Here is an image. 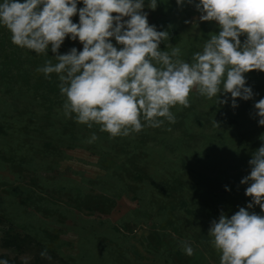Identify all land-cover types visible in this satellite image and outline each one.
<instances>
[{
    "label": "rangeland",
    "instance_id": "374dc122",
    "mask_svg": "<svg viewBox=\"0 0 264 264\" xmlns=\"http://www.w3.org/2000/svg\"><path fill=\"white\" fill-rule=\"evenodd\" d=\"M148 2L149 23L168 31L164 43L179 46L185 60L219 30L187 3L157 0L153 11ZM164 43L161 49L169 50ZM72 46L82 49L66 38L59 52ZM53 55L50 47L37 54L13 44L0 26V260L220 264L208 229L221 210L231 216L250 200L239 182L264 143L254 109L264 98V72L245 74L257 95L237 98L235 109L230 100L219 105L193 90L190 107L170 108L175 123L158 117L160 127L110 138L100 125L90 129L74 113L64 115L57 74L49 79L36 70L46 60L55 64ZM93 132L98 139L87 143ZM182 241L191 244L192 256Z\"/></svg>",
    "mask_w": 264,
    "mask_h": 264
},
{
    "label": "clouds",
    "instance_id": "9594fccd",
    "mask_svg": "<svg viewBox=\"0 0 264 264\" xmlns=\"http://www.w3.org/2000/svg\"><path fill=\"white\" fill-rule=\"evenodd\" d=\"M176 2L179 7L192 5L200 21L216 22L219 28L190 61L181 58L179 46L164 43L168 31L149 23L145 0H3L0 26L21 48L48 54L50 47L57 62L46 60L36 70L49 79L57 74L66 97L64 115L74 113L77 123L90 129L95 123L115 138L139 133L145 126L160 127L164 120L158 117L175 123L170 108L190 107L193 90L215 97L219 105L230 100L233 109L237 98L249 101L257 95L245 74L264 72V0ZM157 6V0L147 4L153 11ZM66 38L78 41L82 49L72 46L61 54ZM161 43L169 50H162ZM254 109L258 125L264 126V98L255 101ZM97 139L93 132L87 143ZM248 165L250 171L239 182L247 185L246 206H238L231 216L221 210L210 221V243L220 253V264H264V143ZM256 206L260 213L253 210ZM181 246L187 256L194 254L188 241Z\"/></svg>",
    "mask_w": 264,
    "mask_h": 264
}]
</instances>
